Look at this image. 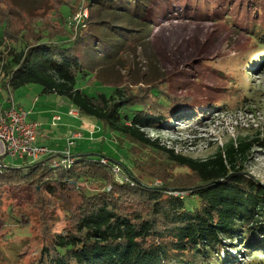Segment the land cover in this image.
<instances>
[{
  "label": "trees",
  "instance_id": "obj_1",
  "mask_svg": "<svg viewBox=\"0 0 264 264\" xmlns=\"http://www.w3.org/2000/svg\"><path fill=\"white\" fill-rule=\"evenodd\" d=\"M158 1L85 0L89 14L80 23L74 20L78 0H61L57 10L65 34L38 24L14 31L8 18L0 19L4 91L39 85L42 94L68 99L132 146V169L110 159L103 164L100 152L98 158L83 151L72 152L77 159L69 167H52L57 154L51 153L0 169V213L15 220L0 239V264H243L229 251L238 245V251L251 252L247 264H264V185L244 170L254 145L264 147V139L230 142L207 159L175 152L148 130L167 125L177 113H206L228 102L174 96L169 78L112 83L104 70L94 71L114 65L121 49L146 42ZM183 1L181 16L192 17L187 9L200 6L206 17L237 26L257 47L248 60L264 61V0ZM80 80L92 94L78 86ZM229 81L222 89H233L235 102L245 104L243 86ZM113 163L131 181L117 182ZM24 207L28 215H34L32 207L42 212L38 222L26 217L32 226L25 225L28 232L17 241L13 225ZM61 221L65 227L59 230Z\"/></svg>",
  "mask_w": 264,
  "mask_h": 264
},
{
  "label": "rangeland",
  "instance_id": "obj_2",
  "mask_svg": "<svg viewBox=\"0 0 264 264\" xmlns=\"http://www.w3.org/2000/svg\"><path fill=\"white\" fill-rule=\"evenodd\" d=\"M158 2L156 8L158 14L151 22L150 36L146 42L133 48L121 49L113 62L114 65L108 67L105 64L98 65L94 71L104 70V74L112 83H138L146 76L150 79L169 78L170 91L174 96L192 95L206 102H228L224 109H210L206 113H177L171 117L167 125L161 126L158 130H148L151 137L174 147L175 152L195 159H207L230 142L238 144L240 139L247 142L255 138L264 139V61L262 58L248 60L247 56L252 50H257L255 41L237 26L231 27V23L218 22L214 18L206 17L200 11V6H193L197 7L195 10L187 9V13L193 16L186 18L181 16L185 15L183 0ZM60 3L61 0H16L15 5H12L10 0H0V19L8 18L14 31L23 28L24 25L32 27L38 24L51 27L55 33L65 34L62 18L57 10ZM160 5L163 6V12L158 9ZM190 5L192 7L194 4ZM86 12L88 17L89 11L85 0H78L74 20L83 23L87 18ZM118 21V24L122 23L121 20ZM257 54L254 53L253 56ZM215 66H221V69H225L224 72H219ZM241 69L242 71L238 73ZM244 70L249 71L251 76H245ZM250 71H253L252 74ZM3 77L0 62V81ZM231 79L243 86L242 94L247 92L248 99L245 104L235 102L237 98L232 96L233 89H222L229 85ZM78 86L88 94L93 92L85 80H80ZM248 87L250 88L247 89ZM8 97L9 94L4 91L0 104L8 101ZM13 99L17 106H22L26 112L32 114L28 118L29 121L36 119L44 124L39 128V134L43 133L44 137L40 139L43 145L49 146L48 149L54 147L58 149L55 151L64 150L68 143L67 136L71 137L79 131L82 137L71 147L72 152L83 151L92 155L100 152L103 157L122 162L132 169L129 157L132 146L126 141L122 144L118 133L108 128L104 129L103 124L97 120L82 114L72 116L71 112L76 110L68 99L54 94H42L41 87L36 84L15 91ZM53 115L61 117L58 127L50 124ZM195 115H198V118H195ZM99 155L97 154L98 158ZM244 167L247 173L264 185L263 146L254 145ZM120 168L122 178L127 177L123 168ZM146 183L152 184L153 181L146 180ZM25 209L26 207L23 208L24 211L19 212L21 220L19 219L16 226L13 225L15 228L13 232L11 231L13 237L23 238L27 234L28 227L25 225H32L26 217L39 221L36 217L42 212L41 208L35 207L34 210L32 207L34 215L26 214ZM0 219L1 239L3 235L10 233L8 229L12 226L10 222L15 220L1 213ZM64 227L65 221H61L57 229L62 230ZM16 238L18 241V237ZM236 248L229 250L230 254L242 260L243 264H247L251 252L245 247L239 251ZM30 253L31 258L34 254Z\"/></svg>",
  "mask_w": 264,
  "mask_h": 264
},
{
  "label": "built area",
  "instance_id": "obj_3",
  "mask_svg": "<svg viewBox=\"0 0 264 264\" xmlns=\"http://www.w3.org/2000/svg\"><path fill=\"white\" fill-rule=\"evenodd\" d=\"M85 16L87 17V12ZM5 82L6 86L9 87V80L6 79ZM3 91L4 87L0 81V96ZM7 102L8 107L0 113V169L15 166L16 163L22 161L28 164L34 163L54 153L48 147L41 146L37 143L38 123L27 121V112L15 104L12 94H10ZM53 120L55 125L60 120V117L56 115ZM81 137L82 135L80 133H74L67 140V147L57 153V156L52 159L51 166L59 168L69 167L74 164L77 158L72 153L71 147ZM7 158L9 160H6ZM101 163L108 164L110 160L102 157ZM120 167L119 164L113 163L112 173L114 179L117 182H122V180L126 182L131 181L128 177L122 178ZM155 185H162V183L157 180Z\"/></svg>",
  "mask_w": 264,
  "mask_h": 264
},
{
  "label": "crops",
  "instance_id": "obj_4",
  "mask_svg": "<svg viewBox=\"0 0 264 264\" xmlns=\"http://www.w3.org/2000/svg\"><path fill=\"white\" fill-rule=\"evenodd\" d=\"M4 92V91H3ZM8 94H9V96H10V93L9 92H7ZM13 95V94H12ZM3 98V93H2V95L0 96V98ZM9 98V97H8ZM4 105H6V106H4ZM8 107V102H7V100H6V102L5 103H3V104H0V113L2 112V111H4V109H6ZM19 108H22V106H18ZM24 111H25V109L24 108H22ZM75 109V108H74ZM76 110V109H75ZM26 112V111H25ZM73 115L72 116H76V115H78V114H80L79 113V111L78 110H76V111H72L71 112ZM30 115H32V114H30V112L29 111H27V121L28 122H34V123H38V129H37V143L39 144V145H41V146H47V147H49L48 145H43L42 144V141H41V139L44 137L43 136V133H40L39 134V128H41L44 124L41 122H39V120H32V121H29L28 120V118L30 117ZM54 116H56V115H53L52 117H51V119H50V124L52 125V126H54V127H58L59 126V123L58 122H60V120H61V117H60V120L58 121V122H56V125H54V120H53V118H54ZM58 123V124H57ZM49 124V123H48ZM64 133L65 132H63V135H64ZM74 133V132H73ZM78 133H79V131H78ZM67 134V133H66ZM90 136H91V134H90ZM68 138H67V140L70 138V136H67ZM41 138V139H40ZM40 139V140H39ZM53 139H54V137H53ZM50 142L48 141V144H49ZM53 148L54 147H52V149L51 150H53ZM55 150H58V149H56V148H54V150L52 151V152H54V153H59V151H55ZM60 152H61V150H60ZM76 154L78 153V151L77 152H75Z\"/></svg>",
  "mask_w": 264,
  "mask_h": 264
}]
</instances>
